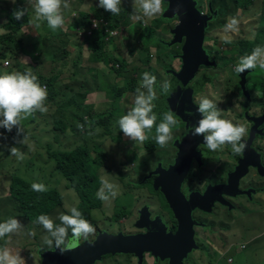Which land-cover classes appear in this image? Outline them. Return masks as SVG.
Instances as JSON below:
<instances>
[{
	"label": "rangeland",
	"instance_id": "obj_1",
	"mask_svg": "<svg viewBox=\"0 0 264 264\" xmlns=\"http://www.w3.org/2000/svg\"><path fill=\"white\" fill-rule=\"evenodd\" d=\"M0 1H4L1 8L4 7L5 1L13 3L12 0ZM193 1L200 12L206 14V16H212L205 30L206 41L203 46L205 54L214 53L213 57H215L219 52L223 56L219 60L212 57V61L215 63L214 66L199 68L194 80H198L202 76H209L213 80L209 83L211 86H205L204 90L197 93L194 101L198 103L202 95L207 96L223 110V118L230 119L234 123L243 124L247 128V134L242 139V142L248 139L252 123L258 120L260 124L254 128L249 146L257 148L253 149L255 153L259 157L262 156L264 158V138L260 139L261 134L264 136V76L261 72L263 69L257 67L241 74L234 72V67L239 59L242 56L251 54L252 50L259 45L258 40L250 39L251 33L254 30H259L263 34L262 42L264 43V17L258 16L256 19L254 17L258 14L259 9H261L263 0H254V6L249 5L243 12L238 8L237 0ZM97 2L99 3V0ZM19 3L23 7L28 5V3L23 4L22 0H15L13 4L19 5ZM11 6L12 4H7L4 9L9 10ZM163 7L165 8L164 4ZM168 9L169 5H167ZM95 11L96 8L91 11V19L108 16L106 11H101L99 7V12ZM124 12L131 14L130 17L124 18ZM163 13L151 18L143 17L139 6L135 5L133 0H122L118 15L123 23L119 30L112 33L114 35L111 36L113 37V41L106 43L103 51L106 56L125 58L130 62L125 71L119 72L123 80H113L115 77L114 72H109L108 68H105L101 63L88 61V56L92 54L91 46L87 42L82 44L81 42H83V38H91L94 32L90 36H87L85 33L82 36V33L78 34L75 32V34L74 30L70 27L67 29L71 16L69 19H66V29L65 25L63 26L65 37H61L62 27L52 30L45 37L46 40L42 42V45L38 49L43 51L45 58L49 59V61L43 64L34 63V68L31 71L37 76L40 84H44L45 77H49L48 75H51L52 72V76L57 77L54 83L55 90L57 94L60 93L61 95L55 97L54 102L56 104L62 103L67 97H73L69 101L72 100L70 103L74 105L76 100H81L82 98L86 100V97H89L93 101V107L91 111L85 110L86 116L90 118L92 115L108 113L115 106V99H113L114 103L111 102L108 107L107 105H100L101 101L107 102V98L111 97L108 83L125 86L126 81H128V85H134V83L129 81V77L130 72L139 65V60L143 59L145 61L147 59L150 61L148 65L146 62L142 72L148 71L154 74L157 77V85L165 79L167 69L179 70L181 61L178 57L180 53H178L179 50L176 48L179 46L175 45V50L170 48V41L173 38L170 30L176 25V18H164ZM137 15L142 16V18L136 19ZM230 17H237L239 19V32L224 33L223 28ZM159 18H162V23L154 30L153 36L150 38L152 40L149 43L145 42L142 35L145 34L146 28L152 27L153 21ZM242 19L244 21H241ZM250 19H253V23H249ZM103 21L108 24L107 21ZM31 23L30 16H24L23 27L25 29L32 27ZM99 29L102 30L104 28L100 27ZM18 33L13 35L10 29L0 28V74L5 73V71L9 73L12 71H29L26 65H24L27 58L22 59L21 57L25 54L31 55L33 46L28 45L26 43L27 40L25 43L23 40H19ZM226 35L230 37L231 43L224 42V36ZM51 37H54V40H51ZM256 38L258 36L255 33L254 39ZM50 40L51 42H49ZM240 41L249 42L248 50L237 56L236 52L242 47L239 43ZM157 43L159 44L156 45ZM79 45L82 48L81 55L79 53ZM214 45L220 50L213 52L212 47ZM44 49L53 50V53L48 54ZM128 50L132 52L131 55L128 53ZM9 51L13 52L9 58L12 60L16 59L18 62L14 60L13 67L9 65L10 68H6L4 67V62H12V60L3 55ZM230 56H234V59L226 62V59ZM15 66H17V69H15ZM114 68L118 69V64H115ZM194 80L189 83H193ZM244 83L245 88L243 89ZM217 86L219 87L214 88ZM90 87L93 89L100 87L102 89L101 94L94 93L92 95V92L88 93ZM158 93L159 91H157ZM135 96L136 90L118 98L116 106L121 112L114 111L111 118L108 117L109 119L104 122L105 126L85 124V121L84 123H78L79 131L87 133L90 137L88 138L90 142L87 145L92 147L97 144L105 153V162L98 168L100 179H108L118 185V195L114 199H110L107 202L101 200V207L91 210L89 222L94 226L95 232L89 236L88 242L96 238V232L101 229H108L101 233L110 235L117 233H145L147 226L140 227L136 225L142 208H147L150 220L154 215H157V219L163 220L162 218L166 216L164 212L167 213V207L165 206L169 207L168 200L162 195L161 189V194L155 191L149 179V169L154 162L155 164L159 162L162 165L168 164V167L174 163V154L170 150V147L173 146V142H180L182 140L181 137L186 132L188 126L184 122L179 121L173 128V139L163 148L155 142V126L150 133H146L149 138L144 142L131 140L120 131L118 120L122 115L126 114V109L133 106ZM91 100H87V102L90 101L91 103ZM162 100L163 103L165 97ZM84 106L86 107L87 104H83ZM156 107L159 108V105H156ZM160 108L170 111L166 107ZM155 109L154 111H156ZM162 114L163 112L160 113V116L157 115V123L161 121ZM37 115L38 113H34L27 119L22 120L25 133L21 134L20 140L26 134L27 140L25 144L16 143L14 140L16 138L12 136L2 138L4 132L12 134L14 130H17L16 128H13L11 132L0 128V134H2L0 135V144L9 146L12 142L10 146L21 148L24 156L30 152V157L26 156L24 158L23 170H33L36 181L29 180L28 178L24 179L29 182L31 181V183H43L47 189H57L62 197V201L59 207L53 209L54 212L50 217L55 223H59V215L67 213L71 207L76 206L79 198L75 191L67 186L59 171H56V174H54L46 166L44 155L42 153L39 154L41 148L36 149L32 153L35 149L30 143L34 141L33 133L38 134L46 118L50 121L49 111L43 117H38ZM116 115H119V117H115ZM58 117L65 120L70 119L64 114L56 113L55 118ZM80 125L82 128H80ZM94 127L97 128L95 129ZM202 143L203 146H198L200 151L204 152V155L200 157V163H191L192 166L190 165L187 175V179H189L187 182H182L184 190L193 189L196 185H209L220 179H224L233 170L239 156H241V153L236 154L232 151L231 145H224L221 150L211 151L204 144V140ZM149 147L152 150L149 151ZM7 157V166L0 168V222H4L9 217H15L20 220L23 229L17 234L0 239V247H7L13 253H19L25 264H41L42 253L50 249L43 243L42 239L47 235V232L42 225L27 219L18 211L17 201L9 194L10 172L12 168H15L17 158L11 156L10 152L7 154ZM35 157H37L36 161ZM39 159L43 160L42 164H39ZM255 172L258 174L257 169L249 167L248 172H245L240 179L243 180L244 186H252L255 190L244 191L243 193L246 196H240L237 193L231 194L234 197L236 196V199L230 200V206L228 207L219 204L221 201H214L213 206L207 213L198 211L194 213V220H196L197 226H199V245H196L183 258V264H264V177L258 182L255 181L257 176L251 175ZM240 180L238 181V185ZM100 187L101 183L96 193ZM222 202H224L223 198ZM169 209L171 208L169 207ZM234 216H238V218ZM29 232H34L35 235L29 236L27 234ZM236 235L240 236V241H238ZM241 235L243 237L246 236L243 241ZM21 236L27 240L21 242ZM82 241L84 240L81 239L78 243ZM116 254L105 256L104 260L99 259L95 264H165L164 261L151 257V254L144 255L141 260L137 256L132 257L123 253ZM227 257H232V261L228 262ZM131 259L134 260L130 262Z\"/></svg>",
	"mask_w": 264,
	"mask_h": 264
},
{
	"label": "clouds",
	"instance_id": "obj_2",
	"mask_svg": "<svg viewBox=\"0 0 264 264\" xmlns=\"http://www.w3.org/2000/svg\"><path fill=\"white\" fill-rule=\"evenodd\" d=\"M12 2L15 3V0ZM121 3L122 0H99L98 7L113 15H118ZM133 3L139 6L143 17L151 18L165 11L164 0H133ZM68 6L67 0H35L34 22L46 21L53 30L61 28L65 23L62 8H68ZM27 11V7L17 8L13 10L12 15L14 19L21 20ZM174 11L177 13L180 11L179 4ZM142 16L137 15L135 18L139 20ZM239 24L240 21L237 17H230L223 28L224 33L239 32ZM36 26L39 27V23ZM256 32H258L259 37V30ZM250 38L254 40L255 32L251 33ZM224 42L231 43L230 37L224 36ZM257 67L264 69V46L261 45L256 46L251 54L242 56L234 67V72L241 74ZM171 88L172 85L169 80H164L159 84L160 92L164 95L169 94ZM47 96L46 86H42L38 82L37 76L31 70L0 74V128L7 130V132L16 128L18 136L25 133L21 121L37 111L46 113L48 111L45 106ZM158 99L157 77L145 71L142 74L139 87L136 88L133 106L118 120L120 131L131 140L142 143L149 138L146 133H150L155 126V142L160 147H165L173 139V128L179 121L172 111H166L162 114L161 121L157 123L158 117L154 109L156 108L155 101ZM197 111L202 118L199 119L197 125L189 130L192 135L203 136L204 144L211 151L221 150L224 145H231L232 151L236 154L241 153L242 156L246 147L242 139L247 134V128L243 124L223 118V110L207 96L202 95L199 98ZM26 140L27 135L24 134L23 139L19 140L18 143L23 145ZM8 151L11 156L18 160L24 159L21 148L12 146ZM31 188L36 192L47 191L43 183H33ZM117 195L118 185L102 178L101 187L97 192L98 198L107 202ZM58 219L59 223H55L49 215L41 214L37 217L36 223L42 225L47 232V235L42 238L43 243L50 249L53 247L59 249L61 253L66 249H71L81 239L87 241L89 236L95 232L94 226L84 218L81 211L75 206L70 208V214L61 213ZM22 229L23 225L20 220L9 217L4 222H0V239L17 234ZM69 230H71V237H69ZM27 234L29 236L35 235L34 232ZM146 254L150 253H144L142 257ZM0 264H25V262L19 253H13L7 247H0Z\"/></svg>",
	"mask_w": 264,
	"mask_h": 264
},
{
	"label": "trees",
	"instance_id": "obj_3",
	"mask_svg": "<svg viewBox=\"0 0 264 264\" xmlns=\"http://www.w3.org/2000/svg\"><path fill=\"white\" fill-rule=\"evenodd\" d=\"M237 2H238V8L240 9L241 12L246 10L249 5L251 6L254 4V0H237ZM164 5H165L164 9L166 11V12L164 11L165 13H163L164 18L167 19L176 18L175 16L172 17L165 16V14L167 13V5H168L165 0H164ZM18 7H22L20 3L19 5L13 4V6L9 10H4V15L8 21L6 24L2 26V28L4 27L8 30L10 29L13 35L18 33L20 29L23 27L24 17H22L21 20H16L12 15L13 10L17 9ZM100 9L101 11H105L102 8ZM260 10H261L260 13L261 16L264 17V0L262 1V7L261 9H259V11ZM106 13L108 15L107 17L104 16L101 18L97 17L96 19H103L107 21L108 29L119 30L120 26L123 23L120 20L119 15H112L110 12L107 11ZM124 18L122 19L126 20ZM90 22H91V17L89 15H83L79 20L77 19V21L73 22L70 28L74 30V33L75 32H77L78 34L82 33V36H84L83 33L90 26L91 24ZM161 23H162V18H159L153 21L152 27L149 26L148 28H146L145 34L144 35L141 34L142 37L145 39V42L149 43L150 40H152L150 38L153 36L152 34L154 30L158 28ZM175 26L176 25H174V27ZM173 28L170 30V32L173 30ZM93 32L94 35L91 38L86 37L85 38L86 40L83 38V42H81V44L87 42L89 46H91L90 49H92V54L88 56V61L101 63L105 68H108L109 72H114L115 77L113 80H117V81L123 80L122 75H120L119 72L125 71L130 62L125 58H112L111 56H106L104 54L103 50L106 43H111L113 41V37H111L109 33L106 32V29H102V30L96 29ZM262 35L263 34L259 32L258 39L256 38L254 40H258V42H261L263 40ZM106 38L108 39L105 40ZM171 41H170L171 44L170 48H172L173 50L177 48L179 50L178 53H180V55L178 59H180L181 61L184 42L172 44ZM239 43L242 47L240 50L236 52L237 56L241 55L242 53L248 50L249 42L240 41ZM158 44L159 43H157L156 45ZM175 45H178L179 47L175 48ZM213 47L215 48L214 52L220 50L216 48L215 45ZM9 48L11 49L10 45ZM168 51L171 52L170 50ZM81 52H82V48L81 45H79L80 55ZM128 53L130 55L132 54L130 50H128ZM8 54L10 55L7 56ZM12 54L13 52L9 51L7 54H4L3 56L9 58L12 56ZM213 54L214 53L208 55L205 54L209 62H213L212 61ZM221 57H223L222 54L218 52L216 56L213 58L219 60V58ZM233 59L234 56H230L229 58L226 59V62L231 61ZM146 62L148 65L150 61L147 59H145V61L143 59L139 60L138 61L139 65L130 72L129 81L134 83V85H128L127 84L128 81H126L125 86H119V84L117 85V84L108 83L109 94L111 98L117 100L118 98H120L121 96L127 93L134 92L136 88L139 87L142 79V74L144 73L142 71L144 66L146 65ZM111 64H113L114 66L115 64H118L119 68L115 69L114 66ZM15 69H17V66H15ZM178 71L167 69V72H165L166 77L164 80H169L171 84L173 83L172 85L174 87H179L180 90H182L183 97H178V99L180 100V102L183 103V105L189 111V113L186 112V117L190 120V124L187 127V130H190L193 126L197 125L199 119L202 118L199 112L197 111L198 103L194 101V97H197V93H199L201 90H204L205 86H211V84L209 83L212 82L213 78H209V76H202L198 78V80L193 79L194 82L191 84V86L187 87L183 83L176 80L175 74ZM261 72L264 76V69ZM52 75L53 72L51 73V75H48L49 77H45V81L43 82L44 84H41L47 87L48 96L45 101V105L49 107L48 109L50 112V121L46 118L47 121H44V124L45 126H47V130L52 134L53 141L56 143V147L51 143H47L45 145L47 161L53 162V169L59 171L62 174L64 180L66 181L67 186L75 191V193L79 198V201L75 207H77L78 210L81 211V213L83 214L84 218H86L89 221L91 216V210L94 208H100L102 205L101 200L98 198L96 191L101 183V179L98 174V168L101 165H103L105 162V153L103 152L102 148L99 147V145L97 144L93 145L92 147H89L87 145L85 137L78 134L81 133V131H79L78 125L75 126V120H70V119L65 120L61 117L55 118L56 113L64 114L66 111L73 110L74 107L80 106V104L74 103V105H72V103H70L72 102V100L69 101V99H72L73 97H67L62 101V103L59 104H56L54 102L55 97L61 94L60 93L57 94V91L55 90L54 83L56 80V76H52ZM138 76L139 78H137ZM213 86L215 85L213 84ZM126 87L127 89H125ZM214 88H218V86ZM157 91H159L158 93L159 99L155 101L156 105L162 102L163 97L166 96L160 92L159 85H157ZM81 100H83V98ZM77 101L78 100H76L75 102ZM117 109L118 107L115 105L113 108H111V110H109L108 113H104L102 115H92L90 116V118L87 117V121L89 122V124L92 125H104V122L107 119L111 118V116L114 114V111H116ZM155 110H156L155 112L159 116L161 112L164 113L168 111L166 109H161L160 107L159 108L156 107ZM175 116L178 119V121H182L180 117H178L177 115ZM80 128H82V126H80ZM10 136H12L13 138H17L20 137L21 134L18 136L17 130H14L12 134H7L4 132L2 138H9ZM70 136L77 137L75 140L71 142L72 145L61 144L60 137L69 139ZM183 138H184L183 142H188L193 140V137L191 136L187 138V134H185ZM203 140L204 139L201 136L200 141L203 142ZM150 150H152L151 147H149V151ZM201 154L204 155V152H202ZM10 178L11 181L9 185V194L12 196V198L15 201H17L18 211L21 213V215L25 216L27 219L36 222L37 217L41 214H47L51 216L54 212L53 209L61 205L62 197L57 191V189H47V191L45 192H36L32 190L31 182L18 176L17 174L13 173ZM58 213L60 214V212ZM65 214H70V211H68ZM69 237H71V230H69ZM84 241H82L81 243H83ZM125 255H131V254H125ZM151 256L160 260L159 257H155L152 254ZM161 261H164L165 264H168V258H165Z\"/></svg>",
	"mask_w": 264,
	"mask_h": 264
},
{
	"label": "water",
	"instance_id": "obj_4",
	"mask_svg": "<svg viewBox=\"0 0 264 264\" xmlns=\"http://www.w3.org/2000/svg\"><path fill=\"white\" fill-rule=\"evenodd\" d=\"M165 1L169 5L165 16H176L177 19V24L171 31L173 35L171 43L184 42L181 66L175 77L186 86L194 79L200 67L215 65L208 61L203 48L206 37L205 30L212 16L208 17L202 14L196 8V3L193 0ZM178 4L180 11L177 13L174 10ZM241 79L243 80V78ZM178 97H183V92L179 87L172 85L164 102L157 105L168 108L188 126L190 120L186 117V112L189 113V111ZM256 126L258 123L254 122L248 139L243 142L246 147L242 156L237 160L233 171L227 175L226 183L208 186L201 195L190 193L187 199L180 190L181 184L189 172L192 159L200 163L201 152L196 146L202 143L201 136H193L187 130V138L191 136L193 140L181 143L174 163L166 169L159 165L153 171L154 174H157L153 181V187L161 189L177 220L174 234H165V226L161 224L162 220H150L149 211L144 207L136 224L140 227L147 226L145 233H118L115 235L101 233L91 243L84 241L82 244H78L76 242L71 249H66L63 253L54 247V249H48L42 253L41 264H93L102 256L115 255L116 253H133L138 256L139 260L142 259L144 253H150L159 257L160 260L168 258V264H183V258L196 247L193 238L192 211L195 208L209 211L214 201L224 203L225 199L221 193L223 195L242 193L243 191L238 189V181L245 172H248L249 166L257 169L260 175H264L260 157L249 146L253 129ZM222 198L224 202H222Z\"/></svg>",
	"mask_w": 264,
	"mask_h": 264
},
{
	"label": "crops",
	"instance_id": "obj_5",
	"mask_svg": "<svg viewBox=\"0 0 264 264\" xmlns=\"http://www.w3.org/2000/svg\"><path fill=\"white\" fill-rule=\"evenodd\" d=\"M23 1V4L24 3H28V5L26 6L28 11H27V14H25V17H27L28 15L30 16L31 20H32V23H31V26L32 27H27L26 29L24 27L21 28V30L19 31L18 33V39L19 40H23L24 43L25 41L27 40V44L28 45H32L33 46V51H31V55H22V59H26L27 60L24 62L26 65V68L28 70H31L34 68V63H39V64H43V63H47L49 61V59L45 58L44 56V53L43 51H41L40 49H38L41 45H42V42L46 40V36L53 30L51 29L47 22L46 21H39V22H34V17H35V12H34V0H22ZM4 1H0V28H2V26L4 24L7 23V18L5 17L4 15V8L7 6V4H12L13 6V3H11V1L9 2H6L4 3V7L1 8V5L3 4ZM72 2V4L70 5V3ZM67 3H68V8H62V13H63V16H64V19H65V29H66V19H69L70 17V23L67 25V29L71 26V24L75 21H77V19L79 20L81 18V16L83 15H89L91 16V11L93 9L96 8V11L95 12H98V2L97 0H67ZM95 5V6H93ZM11 6V7H12ZM22 6V4H21ZM254 6V5H253ZM252 6V7H253ZM23 7V6H22ZM87 11V12H85ZM261 10L258 12L257 15H255V19L258 17V16H261ZM131 14H128L127 12H124V16L125 18L127 17H130ZM3 21H5V23H3ZM241 21H244V19H242ZM39 23V27L36 26V24ZM249 23H253V19H250ZM63 25V26H64ZM63 26H62V29H61V37H65V34H64V30H63ZM23 30V31H22ZM254 32L256 33V36H258V32H256L254 30ZM53 33V32H52ZM54 40V37H51V40ZM252 39V38H250ZM51 40L49 42H51ZM259 45L261 46H264V43L260 42ZM22 47H23V43H22ZM22 49V48H21ZM15 50V49H14ZM23 50V49H22ZM46 53L48 54H52L53 53V50H47V49H44ZM212 50L214 52L215 48L212 47ZM24 51V50H23ZM25 52V51H24ZM9 60H12L9 58ZM17 61V60H16ZM18 62V61H17ZM15 63L14 60H12V62L9 61V65L10 67L12 66V64ZM3 64V63H2ZM10 67H6V68H10ZM7 72V71H5ZM57 78V77H56ZM139 78V77H137ZM114 79V78H113ZM192 83H189L187 84L186 86L189 87L191 86ZM245 83L243 84V89L245 88ZM219 87V86H218ZM101 88L99 87L98 89H93L90 87V89H88V93L92 92L91 94L93 95L94 93H99L101 94ZM123 96H126L123 95ZM122 97V96H121ZM87 100H91L89 97H86V100L83 99V100H78L76 103L80 104V106H77V107H74L73 110H69V111H66L64 113V115L67 117V118H70V120H75V126L78 125V123H84L85 121V124H89V122L87 121V117L85 114V110H88V111H91V108L93 107V101L90 103L87 102ZM82 102V103H81ZM113 102V98L109 97L107 98V102L105 101H101L100 102V105L101 106H106L108 107V105ZM114 103V102H113ZM117 103V100H115V105ZM83 104H87V106L83 107ZM47 107V105H45ZM49 107H47L48 109ZM163 109V108H162ZM120 110L119 108L115 111V112H121L118 111ZM128 109H126V112H127ZM49 111V109H48ZM36 113H38V117H43L45 115V113H40L39 111H37ZM115 117H119V115H116ZM37 119V118H36ZM47 121V119H46ZM182 122H184L182 120ZM185 123V122H184ZM21 124H22V121H21ZM81 126V125H80ZM95 129L97 127H94ZM34 134V141H31V145L35 147V149L32 151V153L35 152L36 149L38 148H41L39 150V154H43L44 155V158H45V163H46V166L48 168H50V171H52L54 174H56V171L55 169H53V162L52 161H47V156L45 155L46 154V148H45V145L47 143H51L53 144L55 147H56V143L53 141V136L52 134L47 130V126H45L44 124V121H43V124L40 128V130L38 131V134L36 133H33ZM80 135H82L83 137H85V140H86V143L88 144L90 142V139L88 140L89 135L85 132H81V133H78ZM77 137L76 136H70L69 139H65L63 137H60V141H61V144H64V145H72L71 142L73 140H75ZM21 139V137H18L16 139H14L16 141V143H18V141ZM1 143V142H0ZM12 144V142L10 143V145ZM19 144V143H18ZM4 146L3 144H0V168H2L3 166H7V162H8V157H7V154L9 153L8 149L11 147V146ZM96 145V144H95ZM5 153V154H4ZM27 157H30V152L27 153L26 155ZM24 156V158L26 157ZM37 157H35V161H36ZM43 160H40L39 159V164H42ZM24 159L23 160H16V166L15 168H12L11 169V172H10V175H12L13 173L14 174H17L18 176L22 177V178H28L29 180H33V181H36L34 179V171L33 170H29V169H26V170H23V165H24ZM156 165L157 166H161L163 168H166L164 167L165 165H162L161 162L159 163H156L154 162V164L152 165V167ZM151 167V168H152ZM150 168V169H151ZM53 169V170H52ZM155 170V169H154ZM49 171V172H50ZM247 177V176H246ZM31 182V181H30ZM34 183V182H32ZM241 186H244L243 183H241ZM250 190H255V189H250ZM255 193V192H254ZM252 193V194H254ZM241 196L245 195L243 193H240ZM251 194V195H252ZM246 196V195H245ZM236 218H238V216H234ZM236 230H237V227H236ZM238 235V234H237ZM236 235V236H237ZM246 237V236H245ZM241 235V239L243 241V239L245 238ZM12 239V238H11ZM237 239L238 241H240V236H237ZM27 239H25L23 236H21V242H25ZM54 248V247H53ZM52 248V249H53ZM146 260V259H145ZM148 261V260H147ZM147 264V263H146Z\"/></svg>",
	"mask_w": 264,
	"mask_h": 264
},
{
	"label": "flooded vegetation",
	"instance_id": "obj_6",
	"mask_svg": "<svg viewBox=\"0 0 264 264\" xmlns=\"http://www.w3.org/2000/svg\"><path fill=\"white\" fill-rule=\"evenodd\" d=\"M175 22H176V24H177V19L175 20ZM254 122H258V120H255ZM253 122V123H254ZM252 123V124H253ZM260 123L258 122V125H259ZM185 125H186V123H185ZM252 126V125H251ZM251 128L252 127H250V130H249V132L251 131ZM253 131H254V129H253ZM259 132H261V131H259ZM185 134H187V130H186V132H184V134H183V136L181 137V141L180 142H178V141H176V142H173V146H171L170 147V150H172L173 151V154H174V160H175V158L177 157V153H178V151H179V146L181 145V143H183V137H184V135ZM249 136V135H248ZM264 138V136L261 134V136H260V139H263ZM199 146L200 145H202L203 146V143H200V144H198ZM196 146L197 147V149L200 151V149H199V146ZM252 149H257V148H254V147H252ZM201 153L203 152V151H200ZM203 154H201V156H202ZM241 156H239V158H240ZM238 158V159H239ZM193 162V164H196V163H198V162H196L195 161V159H192V161H191V163ZM237 163V162H236ZM260 163H261V165H263V167H264V158L261 156L260 157ZM173 164V163H172ZM172 164H170V165H172ZM236 165V164H235ZM235 165H234V167H235ZM192 166V165H191ZM164 167H166V168H168V164L167 165H165ZM250 167V166H249ZM157 167H156V165H154L151 169H149V172H150V174H149V179H150V181L152 182V185H153V181H154V179L157 177L156 175L157 174H154L153 173V171H154V169H156ZM163 168V167H162ZM166 168H164V169H166ZM234 169V168H233ZM233 171V170H232ZM258 172V171H257ZM189 173V172H188ZM188 173H187V175H188ZM251 175H256L257 176V178L255 179V181H259V180H262V178L264 177V176H262V175H260L259 173L257 174L256 172L255 173H253V174H251ZM187 177L188 176H186L185 178H184V182H187L188 181V179H187ZM226 179H227V176L224 178V179H220L219 181H217V182H214V183H211V184H209V185H202V186H194L193 187V189H188V190H184L183 188H182V184H181V187H180V190H181V192L183 193V195L188 199V196H189V194L190 193H198L199 195H201L205 190H206V188L208 187V186H215V185H217V184H220V183H226ZM242 181L243 180H240V182H239V189L240 190H242L243 192L244 191H247L248 189H255L254 187H252V186H248V185H246V186H241V183H242ZM155 191L156 192H159L160 194H161V191H160V188H157V189H155ZM244 194V193H243ZM163 195V194H162ZM237 195H240L241 196V194H237ZM221 196H223V198L225 199V202L224 203H219V204H221V205H223V206H226V207H228V206H230V203H229V201L230 200H232V199H236V196L234 197L233 195H223L222 193H221ZM212 206H213V203H212ZM165 207H167V213L166 212H164L165 214H166V216H165V218H162L163 220H165V221H163L162 220V222H161V224H163L164 226H165V234H174L175 233V230H176V228H177V220H176V218H175V216H174V214H173V212L171 211V209H169V207L168 206H165ZM196 211H198V212H205V213H207V211H205V210H200V209H197V208H195L193 211H192V219H193V221H194V223H193V238H194V240H195V243L197 244V245H199V237H198V227L199 226H197V223H196V220H194V213L196 212ZM140 217V216H139ZM151 220H157V215L155 216H152V219ZM137 225V224H136ZM138 226V225H137ZM108 229H101L100 231H97L96 232V235H95V237L97 238L98 237V235L99 234H101V232H104V231H107ZM118 234V233H117ZM121 234H123V233H121ZM124 234H126V233H124ZM113 235H115V234H113ZM95 238H93L90 242H92L93 240H94ZM78 243V242H77ZM78 244H80V243H78ZM54 249V248H53ZM189 253V252H188ZM187 253V254H188ZM105 256H113L112 254H109V255H105ZM105 256H103L100 260H104V258H105ZM131 256L133 257V256H136L135 254H133V253H131ZM138 257V256H137ZM152 257V256H151ZM132 260H134V259H131L130 260V262L132 261ZM98 261V260H97ZM96 262H94L93 264H95Z\"/></svg>",
	"mask_w": 264,
	"mask_h": 264
},
{
	"label": "built area",
	"instance_id": "obj_7",
	"mask_svg": "<svg viewBox=\"0 0 264 264\" xmlns=\"http://www.w3.org/2000/svg\"><path fill=\"white\" fill-rule=\"evenodd\" d=\"M90 23H91L90 26L84 32L87 36L92 35V32L94 30H96V29H99L100 27L106 29V32H108L110 36H114L112 33L117 31V30L108 29V24H106L103 21V19H93ZM94 23H95V25H94ZM4 67H9V61H5L4 62ZM227 261L231 262L232 261V257H227Z\"/></svg>",
	"mask_w": 264,
	"mask_h": 264
}]
</instances>
